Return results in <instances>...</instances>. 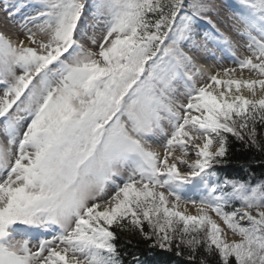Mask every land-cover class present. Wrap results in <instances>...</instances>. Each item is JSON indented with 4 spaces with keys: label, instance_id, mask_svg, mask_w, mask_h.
<instances>
[{
    "label": "snow or ice",
    "instance_id": "snow-or-ice-1",
    "mask_svg": "<svg viewBox=\"0 0 264 264\" xmlns=\"http://www.w3.org/2000/svg\"><path fill=\"white\" fill-rule=\"evenodd\" d=\"M0 12V264H264V0Z\"/></svg>",
    "mask_w": 264,
    "mask_h": 264
},
{
    "label": "trees",
    "instance_id": "trees-1",
    "mask_svg": "<svg viewBox=\"0 0 264 264\" xmlns=\"http://www.w3.org/2000/svg\"><path fill=\"white\" fill-rule=\"evenodd\" d=\"M237 148H239V145H234L232 148L233 162L231 167L227 169V174L243 176L247 179L248 176L240 168V165L250 163L254 180L264 178V154L258 153L255 150L244 151L241 149L237 151ZM118 243L122 245L123 240ZM130 250L135 251V249ZM139 252L141 253V259L145 260L146 264H180L179 258L162 252H149L143 244L140 245Z\"/></svg>",
    "mask_w": 264,
    "mask_h": 264
},
{
    "label": "rangeland",
    "instance_id": "rangeland-1",
    "mask_svg": "<svg viewBox=\"0 0 264 264\" xmlns=\"http://www.w3.org/2000/svg\"><path fill=\"white\" fill-rule=\"evenodd\" d=\"M223 2H224V0H218V3H223ZM227 2L233 3L234 0H227ZM29 11H31V9H25L24 13H21V16L27 14ZM14 19L16 21H18L20 19V17L18 16V17H15ZM0 30L6 31L9 33L14 32L16 30L15 23L10 22V21H6V18L2 12H0ZM85 43H87V42L85 41ZM207 62H209V64H213L215 61L212 58H209L207 60ZM222 62L225 65H228L230 61H229L228 57L225 56V57H222ZM245 75H247L246 72H245ZM2 136L3 135L0 134V141L4 140ZM256 181H258V180H256Z\"/></svg>",
    "mask_w": 264,
    "mask_h": 264
},
{
    "label": "bare ground",
    "instance_id": "bare-ground-1",
    "mask_svg": "<svg viewBox=\"0 0 264 264\" xmlns=\"http://www.w3.org/2000/svg\"><path fill=\"white\" fill-rule=\"evenodd\" d=\"M206 63H208V64H209V62H207V61H206Z\"/></svg>",
    "mask_w": 264,
    "mask_h": 264
}]
</instances>
